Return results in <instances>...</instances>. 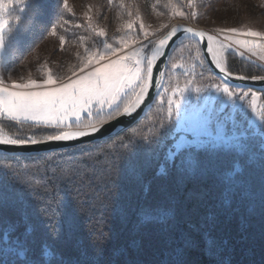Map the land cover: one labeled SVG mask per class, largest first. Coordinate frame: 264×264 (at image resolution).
<instances>
[{"label":"trees","instance_id":"1","mask_svg":"<svg viewBox=\"0 0 264 264\" xmlns=\"http://www.w3.org/2000/svg\"><path fill=\"white\" fill-rule=\"evenodd\" d=\"M204 0H162L160 7L169 11L195 12L186 19L196 22ZM63 0H29L23 12L14 5L5 35V50L12 59L31 53L49 30L66 16ZM19 16V22L15 17ZM198 47L196 40L184 38L173 48L164 85L170 81L174 61L182 49ZM249 55V54H248ZM251 56V55H249ZM254 58L253 56H251ZM185 59H191L187 53ZM194 69L182 73L193 78L194 71L206 70L216 76L205 58ZM228 68L238 74L264 76V68L234 51L227 53ZM181 73V71H180ZM204 76V75H200ZM197 78V77H196ZM163 89L151 109L140 121L120 134L72 148L31 155L0 153V173H9L12 181L0 180V190L16 203L0 208V224H19L24 231L26 214L37 225L36 250L48 243L62 255L64 264H176L182 250V264H264V170L260 168V142L248 143L256 155L217 151L201 156L207 173L188 177L172 167L168 157L174 125L166 120ZM164 98L163 101L161 98ZM164 125V127H161ZM0 127L11 136L51 134L56 129L34 127L31 122L18 124L0 118ZM149 140L159 143L149 146ZM75 163L83 179L72 184L53 181L46 195L32 198L24 185L33 179L29 173H44V161ZM62 158V159H61ZM10 165V168H6ZM236 167L239 184L229 179ZM135 169V172H130ZM18 174V175H17ZM48 183V178H44ZM232 189L231 191H228ZM43 193V187L33 192ZM230 200V203L228 202ZM51 208L52 227L58 239L48 234L40 214ZM161 208L175 209L174 219L161 223L145 222L144 216ZM191 239V246L185 240Z\"/></svg>","mask_w":264,"mask_h":264},{"label":"snow or ice","instance_id":"2","mask_svg":"<svg viewBox=\"0 0 264 264\" xmlns=\"http://www.w3.org/2000/svg\"><path fill=\"white\" fill-rule=\"evenodd\" d=\"M29 0H0V54L5 48V29L8 28L9 19L5 17V13L14 5H20V11L23 12L28 5ZM112 3V0H109ZM124 0H121L123 6ZM195 0H189V5L194 6ZM63 10L73 13V9L69 7V0H63ZM163 15V13H160ZM180 17L188 15L196 16L195 12L185 13L177 11L173 13ZM88 26L92 27L95 35L99 37L106 36L103 29L97 31L92 25V17L85 14ZM131 16V12L128 13ZM19 22L20 17H15ZM62 23L58 26L63 27L68 23L60 17ZM139 28L142 32L143 39L148 40L149 32L140 17ZM134 21H128L127 29L133 28ZM81 27L82 25H75ZM164 28H168L165 24ZM223 33L222 39L218 35H209L205 31L196 30L192 27L172 26L163 38L157 41H149L152 47L149 53H145V47L142 45L136 52L131 55H125L100 67H95L88 74L70 80L62 85L58 84V78H54L52 70L48 69L47 78L38 82L35 79H29L26 83H16L6 86L2 78H0V118L8 121H14L18 124L32 122L34 127H46L56 129L51 134L43 135L37 138L36 135L28 136H11L0 128V145H39L51 141H72L81 137L90 136L100 131V128L110 120H115L120 116H132L148 96L149 89L153 87V71L158 59L165 55V49L174 37L178 38V33L187 34L189 39L197 38L196 43L206 39L207 52L211 55L212 62L226 77H231L232 72L228 70L225 53L235 48L240 52L241 48L253 51L257 47H264L257 40L239 39L228 33H238V29L229 28L221 29ZM51 35L57 36V27L51 28ZM239 36L258 37L264 39V32L244 31L239 32ZM155 35V33H152ZM84 40L85 37H80ZM60 47L66 43V37L59 35ZM102 50L96 48H85V54L81 58L82 66L80 71L88 68L90 65L100 64L107 57L115 55L127 46L129 40L121 37L119 46H113L107 40L103 42ZM240 52V55H243ZM196 59L200 64H204L201 53L197 47ZM264 60V56L261 57ZM173 67H183L180 64H174ZM194 68V65H193ZM191 70V69H190ZM163 77L164 73L160 72ZM239 79H248L246 76H239ZM253 80H264V76H251ZM191 80L186 82L184 86L177 85L171 91L164 89L167 95L166 120L175 127L179 139L173 136L174 145L168 149L169 159L172 161V167L176 168L182 174L188 177L201 176L207 173V168L201 160L204 154H213L223 150L225 152L235 151L238 154L249 153V162L256 163V155L249 148L247 143L248 137H237L233 135L231 138L227 135L222 126L213 127V121L210 116L202 115L203 109L198 107L189 95L190 92L196 94V100L200 99L202 88L192 86ZM217 93H221L228 101L235 103L236 101H245L250 97L247 107L256 115L260 121V125L256 126L259 132L260 144V168L264 170V107L257 105L258 96L256 93L249 91L237 92L230 88L226 81H221L213 86ZM163 101V97L161 98ZM243 110V106H241ZM86 114V117L84 116ZM164 127V125H161ZM182 133V134H181ZM158 140H149V146L158 145ZM62 159V158H61ZM10 168V165H6ZM43 175L29 173L33 179L28 181L23 187L29 193V196L46 195L47 188L52 187L55 191L53 181L60 183L72 184L81 176V169L75 163L68 161L58 162L49 157L44 161ZM243 170L239 167L228 173L229 179L234 184H239L235 178L237 174ZM135 172V169H130ZM18 175V174H17ZM48 178V183H44V178ZM0 180L12 181L9 173H0ZM43 187V193L39 191L33 192V189ZM229 189L228 191H231ZM230 203V200L228 201ZM16 203L6 192L0 190V208H7ZM51 208H47L40 214V221L43 223L48 234L53 239L59 238V233L52 227L53 216L48 215ZM24 218V231L18 233L19 224L11 222L0 224V264H64L62 255L48 243H41L39 252H37L35 244V232L37 225L31 223L26 214H22ZM175 209L161 208L155 214H147L144 216L145 222L157 221L161 223L174 219ZM191 239L185 240L186 246H191ZM176 264H182L180 257L182 250L176 252Z\"/></svg>","mask_w":264,"mask_h":264},{"label":"rangeland","instance_id":"3","mask_svg":"<svg viewBox=\"0 0 264 264\" xmlns=\"http://www.w3.org/2000/svg\"><path fill=\"white\" fill-rule=\"evenodd\" d=\"M204 1L205 4L199 9L198 20L193 22L185 17L174 15L175 11L159 8L162 0H124L123 6L121 5V0H112V3H109V0H69V7L73 9L74 15L66 12L67 15L63 17V20H67L68 23L63 27L54 26L57 27V36L51 35L50 29L45 38L31 53L24 58L14 59L10 62L11 64H9V61L12 58L8 56L4 48L3 53L0 54V78L3 79L6 86H11L14 81L16 83H26L29 79H35L40 82L47 78L48 69H51L54 78H58V84L62 85L88 74L95 67H100L125 55H131L142 45H147L145 53H149V49L152 47L149 41H157L177 22H191L196 26L204 27L221 39L223 37V33L220 32L221 29L236 28L238 33L248 30L264 32V0ZM12 8L5 13V17L10 22L9 13ZM129 12H131V16L128 15ZM86 13L92 17V25L97 31L103 29L106 36L99 37L95 35L92 27L88 26ZM160 13H163V15ZM137 17L142 19L146 30L150 34L148 40L143 39L139 28L140 20ZM128 21H134L132 29L126 28ZM77 24L82 26L76 27L75 25ZM165 24L168 25V28L163 27ZM6 31L7 29H5ZM152 33H155V35H152ZM238 33H228V35L239 39L257 40L261 45H264V39L243 37L239 36ZM59 35L66 37V43L63 48L60 47ZM80 37H85V39L81 40ZM121 37H126L129 40L128 45L123 47L121 51L102 60L100 64H95L94 62L93 65L80 71L82 66L81 58L85 54L86 47L102 50V42L104 40L112 43L113 46H119ZM240 50L253 56L255 60L264 65V60L261 59L264 56V47H257L253 51H249L246 48H241ZM182 51L183 53L178 55L179 57L174 61L173 65L180 64L183 67L172 66L170 81L163 86L165 99L167 100L168 95L164 92L165 88L171 91L177 85L182 87L191 80L190 87L198 86L203 91L199 100H196L195 93L190 92L189 95L192 96L193 102L203 109L202 115L211 117L214 128L222 126L229 138L233 135L237 137L247 136V143L258 141L261 144L256 127L260 125V121L252 113L251 109L247 107L250 97L246 98L245 101H236L235 103L228 101L221 93H217L213 87L223 80L213 76H205L207 71L204 69L199 72L194 71L196 74L193 73V78L184 77L182 73L190 71V69L193 70V64L200 62L196 59V47H190L188 50L182 49ZM199 51L202 58V50L199 49ZM228 52L225 54L226 64ZM186 53L194 60L192 66H190L191 59H185ZM229 86L237 92L243 89L250 93H256L258 96L257 105L264 107V91ZM241 106H243V110H241ZM84 116L87 118L86 114ZM4 132L6 131L4 130ZM173 136L179 139L175 127L171 134L169 148L175 143Z\"/></svg>","mask_w":264,"mask_h":264},{"label":"water","instance_id":"4","mask_svg":"<svg viewBox=\"0 0 264 264\" xmlns=\"http://www.w3.org/2000/svg\"><path fill=\"white\" fill-rule=\"evenodd\" d=\"M172 26H182V27H192L196 30H202L208 33L209 35H215L205 29L204 27H199L191 22H177L173 24ZM171 26V27H172ZM170 27V28H171ZM170 28L159 38H163V36L166 35V33L170 30ZM178 38L174 37L172 41H169L168 47L165 49V55L163 57H160L154 66L153 71V87L149 89L148 96L145 98V103L140 106V108L137 109L135 113L132 114V116H120L117 117L115 120H110L108 123L103 125L100 128V131L97 133H94L90 136L81 137L76 140L72 141H51L47 142L45 144H39V145H25V146H19V145H0V153L1 154H8V155H31V154H42V153H49L52 151L62 150L66 148H72L76 147L82 144H87L91 142H95L98 140L110 138L113 136H116L123 132L124 130L128 129L132 125L136 124L138 121L142 119V117L151 109L153 104L156 102L157 98L159 97L164 83L166 79V72L171 56V52L175 45L182 39L188 38L187 34L178 33ZM158 39V40H159ZM192 39L197 41V38L193 37ZM157 40V42H158ZM207 41L206 39L203 41H199V45L201 47L203 56L211 68L212 72L221 78L223 81H226L228 85L235 86V87H241V88H250L255 89L259 91H264V80H253L251 79L249 75L244 74H238L232 72L229 68L228 70L233 73L231 77H226L224 73H222L218 68H216L215 63L212 62L211 55L207 52L206 48ZM231 51L236 52L240 55V52H243L240 50V52L235 51V48H233ZM242 56L243 58L250 60L261 67L264 68V65L259 63L257 60L249 56L247 53L243 52ZM228 67V66H227ZM160 72L164 73V76H160ZM239 76H246L249 77L248 79H239Z\"/></svg>","mask_w":264,"mask_h":264},{"label":"bare ground","instance_id":"5","mask_svg":"<svg viewBox=\"0 0 264 264\" xmlns=\"http://www.w3.org/2000/svg\"><path fill=\"white\" fill-rule=\"evenodd\" d=\"M226 54V53H225ZM225 61H226V59H225Z\"/></svg>","mask_w":264,"mask_h":264}]
</instances>
